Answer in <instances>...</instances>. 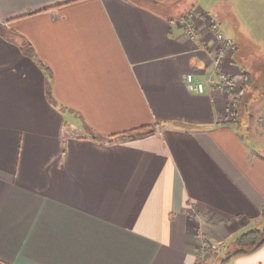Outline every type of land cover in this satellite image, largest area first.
Listing matches in <instances>:
<instances>
[{
	"label": "crops",
	"instance_id": "0c3cea01",
	"mask_svg": "<svg viewBox=\"0 0 264 264\" xmlns=\"http://www.w3.org/2000/svg\"><path fill=\"white\" fill-rule=\"evenodd\" d=\"M262 69L264 0H0V264H264L231 255L264 226V152L231 121Z\"/></svg>",
	"mask_w": 264,
	"mask_h": 264
},
{
	"label": "rangeland",
	"instance_id": "374dc122",
	"mask_svg": "<svg viewBox=\"0 0 264 264\" xmlns=\"http://www.w3.org/2000/svg\"><path fill=\"white\" fill-rule=\"evenodd\" d=\"M155 5V4H152ZM245 52L249 55L248 64L253 70H261L259 61L254 59L253 53L260 45L247 31L244 30ZM264 70V69H262ZM254 84H249V98L241 104L238 114L239 125L252 147H258L264 152V80L257 74L254 75ZM243 105V106H242Z\"/></svg>",
	"mask_w": 264,
	"mask_h": 264
},
{
	"label": "trees",
	"instance_id": "16d2710c",
	"mask_svg": "<svg viewBox=\"0 0 264 264\" xmlns=\"http://www.w3.org/2000/svg\"><path fill=\"white\" fill-rule=\"evenodd\" d=\"M188 13H189L188 11L183 13L181 15V17L185 18L188 15ZM254 80H255L254 75L251 72L246 71L245 72V79L243 82V91H245V92L243 93L244 95L241 96L238 110H236V112L234 113V115L231 119V121L233 123H239L238 114H239L240 109H241V104L243 102H246L245 101L246 97L249 96V94H250V92L246 93V89L248 88L249 84H254ZM48 94H49V97L51 98V100L54 101L50 89L48 90ZM148 127H149V125L141 126L139 128L127 130V131H124L121 133L105 135V136L98 134L93 129H90L89 132L92 134V137H94V138L104 139L106 141L112 142V141H114L120 137L121 138L129 137L130 138V137L142 135L145 133L143 130H146L149 133L152 131V129L148 128ZM261 214H262L263 221H264V206L262 207V213ZM233 242L236 245V249L231 252V255H235V254H239V253H250V252L257 250L259 247H261L264 244V226L244 231L243 233L238 235L233 240ZM230 256H227V258H225L223 261L227 260Z\"/></svg>",
	"mask_w": 264,
	"mask_h": 264
},
{
	"label": "built area",
	"instance_id": "2783aa9c",
	"mask_svg": "<svg viewBox=\"0 0 264 264\" xmlns=\"http://www.w3.org/2000/svg\"><path fill=\"white\" fill-rule=\"evenodd\" d=\"M190 17H191V12H189L188 15L183 20L186 25V31L191 38H197L198 35L197 26L194 23L189 22ZM214 26H215L214 29L216 31L217 38L222 42L219 48V55L215 58V65L217 70H219L221 76L220 81H218L217 83L220 85V87L224 88V86L225 87L230 86L231 81L229 79V76L225 72L221 71L223 70L222 58L225 51L233 46V40L232 38H229L224 35L219 25L214 24ZM186 80H187V86L190 90L197 92L205 91L206 88L205 82L202 80L195 79L194 75L188 74ZM210 82H212V79H210Z\"/></svg>",
	"mask_w": 264,
	"mask_h": 264
}]
</instances>
